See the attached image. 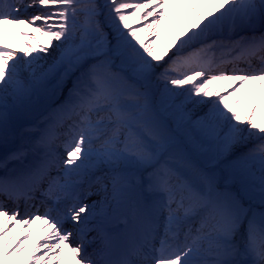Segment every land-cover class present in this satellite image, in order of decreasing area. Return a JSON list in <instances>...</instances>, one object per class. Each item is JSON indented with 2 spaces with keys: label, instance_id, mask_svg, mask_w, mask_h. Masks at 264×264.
<instances>
[{
  "label": "snow or ice",
  "instance_id": "snow-or-ice-1",
  "mask_svg": "<svg viewBox=\"0 0 264 264\" xmlns=\"http://www.w3.org/2000/svg\"><path fill=\"white\" fill-rule=\"evenodd\" d=\"M0 149V264H264V0H0Z\"/></svg>",
  "mask_w": 264,
  "mask_h": 264
},
{
  "label": "bare ground",
  "instance_id": "bare-ground-1",
  "mask_svg": "<svg viewBox=\"0 0 264 264\" xmlns=\"http://www.w3.org/2000/svg\"><path fill=\"white\" fill-rule=\"evenodd\" d=\"M11 30H12L13 34L15 35V31H16V30H15V27H14V26L12 27ZM38 224H39V223H38ZM38 226H39V225H37V228H38ZM29 250H31V247L29 248Z\"/></svg>",
  "mask_w": 264,
  "mask_h": 264
},
{
  "label": "rangeland",
  "instance_id": "rangeland-1",
  "mask_svg": "<svg viewBox=\"0 0 264 264\" xmlns=\"http://www.w3.org/2000/svg\"><path fill=\"white\" fill-rule=\"evenodd\" d=\"M3 150L2 149H0V153L2 152ZM99 197H97V196H93V197H91L90 198V200H94V199H98Z\"/></svg>",
  "mask_w": 264,
  "mask_h": 264
}]
</instances>
